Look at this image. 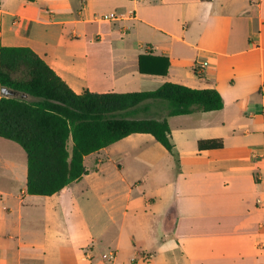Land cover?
Here are the masks:
<instances>
[{
    "label": "crops",
    "instance_id": "1",
    "mask_svg": "<svg viewBox=\"0 0 264 264\" xmlns=\"http://www.w3.org/2000/svg\"><path fill=\"white\" fill-rule=\"evenodd\" d=\"M110 12L123 19L96 20ZM0 21L2 46L30 48L77 94L171 82L224 100L167 117L176 158L133 134L52 196L27 193V154L0 138V264H264V0H0ZM142 55L169 59L167 75L141 74Z\"/></svg>",
    "mask_w": 264,
    "mask_h": 264
},
{
    "label": "trees",
    "instance_id": "2",
    "mask_svg": "<svg viewBox=\"0 0 264 264\" xmlns=\"http://www.w3.org/2000/svg\"><path fill=\"white\" fill-rule=\"evenodd\" d=\"M169 66L167 58L139 57L141 74L165 76ZM156 105L164 116L154 114ZM223 107L214 88L171 82L151 91L77 94L30 48L2 46L0 21V138L26 152L30 195L52 196L78 182L87 174L86 156L133 134L152 135L176 158L167 117ZM222 147L220 140L198 142L200 151Z\"/></svg>",
    "mask_w": 264,
    "mask_h": 264
},
{
    "label": "built area",
    "instance_id": "3",
    "mask_svg": "<svg viewBox=\"0 0 264 264\" xmlns=\"http://www.w3.org/2000/svg\"><path fill=\"white\" fill-rule=\"evenodd\" d=\"M123 19V15L117 13V12H110V13H105L102 15H98L96 16V20L98 21H102V22H109V21H120ZM201 68H199L200 70ZM196 70L198 71V67L196 68ZM258 202H262L260 199L258 200ZM153 257V254H145L143 255V258L145 260H150ZM110 259H114L115 258V252H111L110 253Z\"/></svg>",
    "mask_w": 264,
    "mask_h": 264
},
{
    "label": "water",
    "instance_id": "4",
    "mask_svg": "<svg viewBox=\"0 0 264 264\" xmlns=\"http://www.w3.org/2000/svg\"><path fill=\"white\" fill-rule=\"evenodd\" d=\"M7 95L16 96V93L12 90H4Z\"/></svg>",
    "mask_w": 264,
    "mask_h": 264
}]
</instances>
